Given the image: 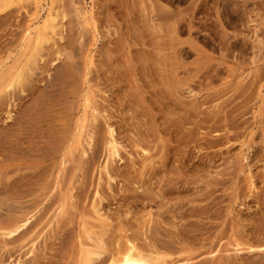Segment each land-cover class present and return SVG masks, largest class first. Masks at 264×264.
I'll return each mask as SVG.
<instances>
[{"label":"rangeland","instance_id":"obj_1","mask_svg":"<svg viewBox=\"0 0 264 264\" xmlns=\"http://www.w3.org/2000/svg\"><path fill=\"white\" fill-rule=\"evenodd\" d=\"M89 5L61 0V41L0 107V226L32 217L0 236V264H72L95 190L112 221L107 239L119 222L136 231L148 211L151 242L157 232L160 246L185 239L200 253L264 227V0H92L103 38L87 67L93 38L76 8ZM32 12L0 16V63L18 57ZM86 91L105 113L81 156ZM108 127L122 147L110 179Z\"/></svg>","mask_w":264,"mask_h":264},{"label":"bare ground","instance_id":"obj_2","mask_svg":"<svg viewBox=\"0 0 264 264\" xmlns=\"http://www.w3.org/2000/svg\"><path fill=\"white\" fill-rule=\"evenodd\" d=\"M89 2L88 7L76 8L78 19L83 26L89 28L93 38L92 49L86 58L87 67L93 65L96 54H94V49L98 41L103 38L102 27L96 24L94 18L92 0ZM25 4L32 5L33 12L28 16L27 25L17 50L19 55L12 64H8L7 60L0 63V107H3L15 95L18 96L25 92L28 85L37 77L35 71L41 70L39 65L46 60L45 58L50 53L49 49L54 47L57 38L59 41L62 39L63 22L67 17L61 11V0H0V16L8 13L12 8L22 9ZM172 29L175 34L177 27L174 26ZM179 53H182V50ZM54 55L58 59L62 56L58 49ZM82 102L81 115L78 119V123L80 122L81 125L79 126L77 146L81 156H86V151L92 149L93 135L97 128L96 122L101 114L105 113V110H98L87 91L82 97ZM6 114L11 113L7 112ZM70 141L71 139L67 140L68 145ZM104 145L107 161L101 174L110 179L107 171L108 165L115 162L116 159L121 161L120 151L122 149L110 127H108ZM135 147L140 151L139 156L144 158L150 156L147 149L140 146ZM248 184L251 189L254 187L251 176L248 177ZM103 203L104 199L100 192L95 190L89 215L81 218L80 230L75 236L76 252L72 264H230L229 258L232 256L241 261H246L251 255L256 258L264 257V227L240 235L233 242L222 247L214 249L210 247L204 253L198 252L202 247L195 249L194 244L185 239H176L169 246H160L156 237L157 232L154 235L155 241L151 242L148 237L152 230L150 226L154 223V215L151 211L143 215L136 231H131L125 222H119L116 229L118 234L112 239H107L112 221L109 215L103 211ZM129 215V210L125 209L124 216ZM31 218L19 217L8 221L6 225L0 226V232H2L0 236L12 237L18 234L29 224ZM140 240H142V244ZM33 251L32 245L27 254L31 255ZM258 263V261L255 263L248 261L246 264ZM262 263L264 264V262ZM8 264H20V260Z\"/></svg>","mask_w":264,"mask_h":264}]
</instances>
